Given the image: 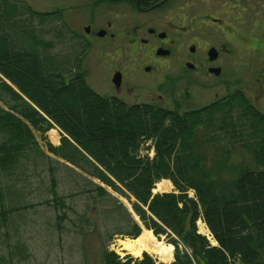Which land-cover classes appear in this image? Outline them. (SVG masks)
<instances>
[{
	"label": "trees",
	"instance_id": "1",
	"mask_svg": "<svg viewBox=\"0 0 264 264\" xmlns=\"http://www.w3.org/2000/svg\"><path fill=\"white\" fill-rule=\"evenodd\" d=\"M43 65L36 51L22 49L9 32L0 33V187L20 167L39 168L47 172L56 206L64 202L57 192L60 182L78 177L86 185L70 183L68 195L94 193V200L104 204L100 211L114 225L109 237L137 238L141 224L155 237L165 235L174 245V260L157 264H235V257L239 264H264V170L255 168L264 166V114L245 95L236 91L226 102L183 111L127 104L99 94L81 74L65 80L62 73L44 72ZM234 100L247 109L242 115L253 117V145H245L251 157L244 163L233 162L221 136L235 130L233 123L228 129L227 121ZM52 122L65 135L49 147L50 155L29 125L42 129ZM149 137L154 138L152 158L137 153L140 142ZM88 176L125 196L139 220ZM163 178L174 190L153 193L155 183L167 180ZM21 208H0L2 223L7 213ZM198 218L216 245L198 232ZM142 255L122 261L105 247L102 262L156 264L147 252Z\"/></svg>",
	"mask_w": 264,
	"mask_h": 264
},
{
	"label": "flooded vegetation",
	"instance_id": "2",
	"mask_svg": "<svg viewBox=\"0 0 264 264\" xmlns=\"http://www.w3.org/2000/svg\"><path fill=\"white\" fill-rule=\"evenodd\" d=\"M86 7L89 20L82 23L72 13L63 20L62 10L48 11L62 19L59 32L71 42L70 61L52 72L81 74L86 81L94 63L95 72L106 70L104 81L113 87V97L127 104L162 106L137 99L173 97L179 85L188 99L192 93H210L212 103L226 102L236 91L249 102L263 96L264 0H88ZM103 53L112 62L97 70ZM128 56L136 62L125 70ZM237 71L249 76L245 91H230ZM116 72L117 84L112 80ZM169 81L172 89L165 92Z\"/></svg>",
	"mask_w": 264,
	"mask_h": 264
},
{
	"label": "rangeland",
	"instance_id": "3",
	"mask_svg": "<svg viewBox=\"0 0 264 264\" xmlns=\"http://www.w3.org/2000/svg\"><path fill=\"white\" fill-rule=\"evenodd\" d=\"M87 2L88 0H0V33L9 32L10 37L12 36L15 42L22 45V49L36 51L38 58L43 61L44 72L54 71L57 69L56 65L62 66V61L67 60L69 62L71 58V50L67 47L71 42L65 34L59 32V26L63 24L61 21L62 19H68V13L74 15L77 23L88 21ZM54 10H62V19L47 14L48 11ZM95 42L101 41L95 40ZM93 55L94 53L91 54V56ZM93 57H96V54ZM128 57L130 63L125 65V70H128L131 64L136 62L132 57ZM111 62L112 59L108 53L100 54L97 60V70L102 69L109 63L111 64ZM68 65L70 66L71 63H68ZM94 69L95 65L92 63L88 67L91 74L86 77L88 85L102 95L115 96L113 87L104 81V76L107 74L106 70L95 72ZM64 75L65 80L72 76L69 73L67 75L64 73ZM248 77L247 73L237 71L230 91L235 90V88L246 89ZM172 86V81H169L162 90L169 92ZM180 89V85L175 88V96L173 97H170L167 93V96L162 94L164 98L162 96V98L150 99L141 96L137 100L138 102L153 100L154 103H160L159 105L167 108H176L179 111L196 109L212 103L210 93L204 95L205 93L202 92L199 96L192 93L190 99H188ZM192 89L191 87L190 91ZM219 93H222V90H219ZM211 94H213V91ZM262 95L260 98L252 100L254 104L248 102L264 113V93ZM175 98L186 101L181 105H177L173 101ZM26 99L29 101L28 98ZM124 99L128 103L131 102L128 97ZM231 104L232 110L228 113L230 117L227 119L230 122L228 129L231 130L230 126L233 123L235 130L222 133L221 136L224 138L225 147L231 150L233 162L244 163V158L250 160L251 157L245 145H253L249 125L253 117L250 114H241L242 111L247 112V109L237 100L232 101ZM220 111H217L218 114H220ZM52 123H48L49 126L43 124L42 129L29 125L40 147L50 155L53 154L49 151V147L58 145L64 134L56 123ZM216 145L219 147L217 143ZM137 153L140 156L152 158L155 153L154 138L143 139ZM255 168L264 170L262 165ZM88 178L100 185L103 184L104 188L118 196L126 207L131 209V202L125 196L117 194L95 177L88 176ZM163 181H159L160 184L158 182L154 190L161 191L159 187ZM72 182L81 185L85 181L78 177H68L64 181L62 180L57 187V192L62 196L64 202H60V205L55 206L51 203L53 197H51L48 187L50 183L47 172H41L39 168L34 169L32 167L29 169L27 167L22 169L20 167L11 178H4L5 185L0 187V203H2L0 208H9L16 205H22V208L7 213L4 218L5 224L2 223L0 218V264H103L102 250L105 247L114 252L117 258L122 261L127 256H131L133 259L143 256L136 257L117 252L118 241L128 237H122L119 234H113L112 237H109V234L113 232L114 225L106 219L105 213L100 211L104 204L94 200L92 197L93 192L91 195H87L88 192L68 195V192H70L68 187L72 185H69ZM170 183L172 184V182ZM164 190L167 192L174 190L173 184L170 189ZM188 194L193 196L194 193L190 190ZM123 198L125 200H122ZM130 198L132 201L135 200L131 194ZM44 199H48V201L45 202ZM57 213H60L59 218L56 217ZM104 222L106 223L104 224ZM198 222L202 221L198 219L196 225ZM143 228L145 229V227L142 226L141 233ZM205 228L207 229L206 226ZM197 230L200 231L198 227ZM144 231H147V229ZM206 237L211 244H216L211 234L206 235ZM155 239L172 247L173 259L171 261H173L174 245L170 242L172 246L167 242L165 235H161L159 238L156 236ZM178 246L180 249H184L183 244ZM148 254L155 260L156 264L161 261L153 254ZM234 262L239 264L238 258L235 257Z\"/></svg>",
	"mask_w": 264,
	"mask_h": 264
},
{
	"label": "bare ground",
	"instance_id": "4",
	"mask_svg": "<svg viewBox=\"0 0 264 264\" xmlns=\"http://www.w3.org/2000/svg\"><path fill=\"white\" fill-rule=\"evenodd\" d=\"M171 185L170 181L164 180L159 189L161 191L170 189ZM122 200L125 199L123 198ZM198 229H200L201 233L207 232L202 222H198ZM116 250L120 254L125 253L136 257L142 255L143 252H148L164 262H169L173 259L172 247L157 241L151 231H142L137 239L125 238L118 241V248Z\"/></svg>",
	"mask_w": 264,
	"mask_h": 264
},
{
	"label": "water",
	"instance_id": "5",
	"mask_svg": "<svg viewBox=\"0 0 264 264\" xmlns=\"http://www.w3.org/2000/svg\"><path fill=\"white\" fill-rule=\"evenodd\" d=\"M119 77H120V73L119 72H116L114 74V76L112 77L113 82L117 84L118 81H119ZM156 192H159V191L155 190L153 193H156Z\"/></svg>",
	"mask_w": 264,
	"mask_h": 264
}]
</instances>
